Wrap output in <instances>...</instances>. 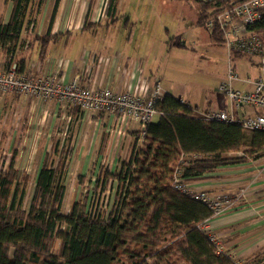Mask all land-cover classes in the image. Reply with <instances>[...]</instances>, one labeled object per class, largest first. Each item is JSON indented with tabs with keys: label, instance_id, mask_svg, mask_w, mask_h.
I'll return each mask as SVG.
<instances>
[{
	"label": "trees",
	"instance_id": "trees-1",
	"mask_svg": "<svg viewBox=\"0 0 264 264\" xmlns=\"http://www.w3.org/2000/svg\"><path fill=\"white\" fill-rule=\"evenodd\" d=\"M193 1L198 5L197 24L204 27L219 6L244 0ZM59 2L54 1L45 35L30 40L39 43L41 58L55 37L50 33ZM116 2L108 0L110 19ZM42 3L4 0L10 12L6 22L0 19V52L9 64L22 32ZM247 30L264 44V9L260 20ZM208 34L211 41L223 43L216 27ZM247 57L251 56L230 54L233 63ZM156 109L161 115L145 125L142 149L135 153L138 129L119 171L104 173L115 184V193L103 218L90 219L80 202L68 214L61 213L66 191L61 178L68 169L71 149L59 150L58 143L45 153L24 210L29 177L14 168V153L7 168L0 169V264H173V256L184 264H262V252L242 261L217 253L199 227L210 218V210L175 191L171 181L176 167L189 182L217 168L264 158V131L248 132L237 124L204 120L196 108L170 94L163 95ZM181 157L192 158L191 163L180 164ZM55 242L59 243L57 254L52 252Z\"/></svg>",
	"mask_w": 264,
	"mask_h": 264
},
{
	"label": "crops",
	"instance_id": "crops-1",
	"mask_svg": "<svg viewBox=\"0 0 264 264\" xmlns=\"http://www.w3.org/2000/svg\"><path fill=\"white\" fill-rule=\"evenodd\" d=\"M54 1L43 0L32 16V30L27 32L26 27L22 32L21 44L18 45L12 60L17 64L19 71H36L38 75L52 76L64 83L76 78L86 87L107 88L116 93H139L143 96H148L159 86L163 94L178 98L196 108L198 112L231 110L230 102L217 90L225 80L226 72L219 79L215 89L207 94L200 92L196 102L192 97L183 94V90V93L180 91L175 94L173 83L165 78L166 71L172 73L181 70L179 59L186 55L188 57V48L182 35L171 31L170 25L166 23L170 20L163 21V15L167 10L175 18L177 11L181 12L184 6H174L173 12L172 6H122L121 0H117L113 17L110 19L107 15L108 0H93L92 5L90 0H60L50 33L55 37L45 46L44 56L41 58L39 43H30V40L34 36L45 35ZM9 12L10 5L0 0V19L6 22ZM176 24L177 22H171V25ZM176 39H180L177 44ZM182 45L185 47H181ZM225 50L227 52L226 47ZM164 59L166 63L162 66ZM6 60L0 52V70L8 68L9 63ZM190 60H187V63ZM237 60L242 61L241 66H247L244 71L246 78L238 76L241 81L235 82L233 87L236 90L251 91L252 84L245 80L253 81L259 75L258 60L256 57L238 58L233 64ZM31 65H34V68H31ZM249 72H253L252 75ZM160 73L164 76L159 79ZM25 97L21 94H0L3 104L23 111L22 120L25 119L26 112H30L35 106L33 102L36 105L38 103V100L32 101ZM44 102H47L51 109H55V112L62 107L54 101ZM193 102L194 106L191 104ZM68 112L69 119L71 116L79 119L77 129L84 133L85 137L81 135L82 138L91 139L86 151L76 150L78 155L96 154L99 148L101 151L103 144L100 145L98 138L102 135L106 138L114 124V134L111 135L112 141L108 148L110 158L115 159L117 155L122 156L130 152L132 135L138 130L136 124L110 114L82 112L69 108ZM73 112L76 113L73 115ZM256 112L251 106H243L233 111L240 118L253 116ZM124 134L125 138L122 136ZM120 137L124 138L123 142L119 141ZM70 149L68 169L74 154L73 146ZM262 159L217 168L212 173L189 181L191 187L211 195L233 192L245 184L252 185L236 208L220 216L210 217L204 224L205 230L217 235L222 252H227L224 253L231 259L242 261L264 250V172L253 171L251 166V163ZM83 161L87 160L83 158Z\"/></svg>",
	"mask_w": 264,
	"mask_h": 264
},
{
	"label": "rangeland",
	"instance_id": "rangeland-1",
	"mask_svg": "<svg viewBox=\"0 0 264 264\" xmlns=\"http://www.w3.org/2000/svg\"><path fill=\"white\" fill-rule=\"evenodd\" d=\"M121 5L172 6L173 12L174 6H184L181 12L177 11L175 18L167 10L163 15V21L170 20L166 23H168V26L170 25L171 31L182 35L188 48V57L186 55L179 59L181 70L172 73L166 71L165 78L173 83L175 94L184 91L183 94L192 97L195 102L200 96V92L207 94L208 91L215 89L219 79L226 72L227 52L223 43L211 41L205 28L196 24L198 12L196 2L193 0H121ZM166 15L169 17L165 18ZM171 22L173 24L177 22V24L171 25ZM172 32L170 36H172ZM179 42L180 39L175 40L176 44ZM187 60H190V62L187 63ZM241 62L237 60L234 65L236 73L243 79L246 78L244 71L247 70L245 68L247 66H241L243 64ZM165 63L166 60L164 59L162 66ZM174 63L178 64L177 61H174ZM161 71L163 72V69ZM252 73L249 72L250 75ZM170 74H173V76ZM162 76L164 75L160 73L159 79ZM195 102L191 103L192 106ZM46 103L38 100L36 105L33 102L35 106L32 107L33 109L30 112H26L25 119L22 120L21 116L24 113L20 111L21 109H14L12 106L3 104V100H0V169L7 168L10 157L15 153L14 168L20 174H27L29 177L23 202V209L27 210L33 193L35 178L45 153L56 143L59 144V150L62 147L65 149V147L73 146L74 154L70 161V167L61 178V182L66 189L61 213L63 215L68 214L72 205L75 202H80L86 205V212L100 209L101 218H103L107 214V210L109 211V205H111L115 193V184L112 185L110 181L106 180L104 173L118 172L121 162L129 155V152L126 155H117L115 159L110 158L108 148L112 141L111 135L114 134V124L108 131L106 138L105 136L103 138V135L98 138L100 145L103 144L101 151L99 148L96 154L78 155L76 150L86 151V147L90 145L91 141V139L82 138L81 135L84 136V133H80L77 129L79 119L74 118V116L69 119L70 113L68 108L64 106L55 112V109H51ZM122 136L125 138V134ZM124 138L121 139L120 137L119 141L123 142ZM83 158L87 161L84 162ZM251 166L253 171L264 172V158L251 163ZM251 186L245 184L237 187L233 192H220L215 195L228 196L229 198L240 195V201L246 197ZM58 248L59 243L55 242L52 248L53 254L58 253ZM261 252L264 260V250ZM170 260L173 264H184L176 256L171 257Z\"/></svg>",
	"mask_w": 264,
	"mask_h": 264
},
{
	"label": "built area",
	"instance_id": "built-area-1",
	"mask_svg": "<svg viewBox=\"0 0 264 264\" xmlns=\"http://www.w3.org/2000/svg\"><path fill=\"white\" fill-rule=\"evenodd\" d=\"M263 9L264 0L230 2L228 6H219V11L205 20V30L209 33L216 27L220 31L223 44L227 49L228 61L225 80L217 90L230 102L231 110L196 111L198 117L208 121L237 124L248 132L264 131V44L247 30V27L260 20ZM33 25L34 21L32 20L27 27V32L32 30ZM231 53L257 58L259 75L253 81L245 80L252 84L251 91L234 89L233 84L241 80L230 59ZM31 68H34V65H31ZM0 94H21L35 100L54 101L69 109L110 114L118 119L127 120L136 124L141 132L135 153L143 147L145 125L161 115L156 109V103L164 95L159 86H156L148 96H143L139 93H116L107 88L86 87L81 85L76 78L64 83L52 76L38 75L36 71L21 72L15 62H11L7 69L0 70ZM180 102L182 101L180 100ZM243 106L254 107L257 111L256 114L243 118L237 117L233 111ZM191 159L186 160L181 157L180 164H190ZM181 174V169L176 167L172 175V188L206 206L211 212L210 217L220 216L238 206L240 195L229 198L196 190L190 186L186 179L182 178ZM99 210H88V217L97 219L101 215V210ZM207 221L208 219L202 222L199 227L214 245L217 253H220L222 250L217 236L204 229V224Z\"/></svg>",
	"mask_w": 264,
	"mask_h": 264
}]
</instances>
